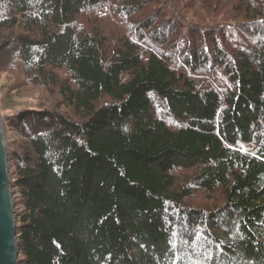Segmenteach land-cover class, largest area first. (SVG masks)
I'll return each mask as SVG.
<instances>
[{"label":"trees","instance_id":"trees-1","mask_svg":"<svg viewBox=\"0 0 264 264\" xmlns=\"http://www.w3.org/2000/svg\"><path fill=\"white\" fill-rule=\"evenodd\" d=\"M0 109L21 264H264V0H0Z\"/></svg>","mask_w":264,"mask_h":264},{"label":"water","instance_id":"water-1","mask_svg":"<svg viewBox=\"0 0 264 264\" xmlns=\"http://www.w3.org/2000/svg\"><path fill=\"white\" fill-rule=\"evenodd\" d=\"M14 183L11 181L10 163L0 111V264H21L17 237Z\"/></svg>","mask_w":264,"mask_h":264},{"label":"rangeland","instance_id":"rangeland-1","mask_svg":"<svg viewBox=\"0 0 264 264\" xmlns=\"http://www.w3.org/2000/svg\"><path fill=\"white\" fill-rule=\"evenodd\" d=\"M2 116V115H1ZM2 118H3V125L5 124V120H6V118H4L3 116H2ZM4 136L6 137V142H7V146L10 144V143H12L13 142V140H16V135H13V134H11V132L6 128V126H4ZM7 151H8V154H9V163H10V172H11V174L13 173V167H12V161H11V147H9L8 146V149H7ZM14 182V181H13ZM16 190V189H15ZM15 190H13V192H14V197H13V199L16 197V192H15ZM14 202L16 203V200H14ZM17 205V204H16ZM17 207V206H16ZM17 209V208H16ZM17 211V210H16Z\"/></svg>","mask_w":264,"mask_h":264}]
</instances>
